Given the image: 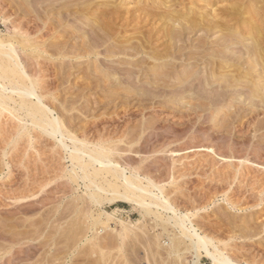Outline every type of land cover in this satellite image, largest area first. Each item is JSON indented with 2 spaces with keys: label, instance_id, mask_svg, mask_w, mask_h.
<instances>
[{
  "label": "rangeland",
  "instance_id": "1",
  "mask_svg": "<svg viewBox=\"0 0 264 264\" xmlns=\"http://www.w3.org/2000/svg\"><path fill=\"white\" fill-rule=\"evenodd\" d=\"M68 1L0 0V53L9 45L16 48L39 78L38 93L61 119L64 131L88 148L98 144L111 151L110 159L128 175L138 171L163 187L166 199L189 215L200 234L228 249L235 263L264 264V95H260L264 74L254 57L241 52L238 60L234 49L243 51L252 38L257 40L255 34H264V0H207L208 9L207 2L199 0ZM166 2L171 9L193 12V19L218 8L222 13H216L218 19L229 25L232 20L230 26L238 29L234 33L238 42L227 36L221 42L229 44L222 45V34L204 35L199 28L198 33L185 32L190 39L175 37V44L174 38H166L170 25L152 16L164 14ZM151 6L160 11L152 12ZM234 6L240 7L234 10ZM141 7L149 15L133 19ZM107 9H111L108 14L118 13L116 18L101 19ZM83 48L88 50L86 55ZM159 52L169 54L166 62L150 57ZM223 61L229 63L221 66ZM243 73L249 78H241ZM26 120L32 139H20L19 122L11 116L0 119V264H212L181 237L168 220L172 214L153 209L145 215L132 204L111 203L110 195L88 189L89 182L79 178L81 171H76L79 177L72 172L69 152L60 146V138L46 135L32 126L30 118ZM66 141L72 148L73 143ZM224 156L227 161H222ZM100 179L95 181L102 183ZM94 192L98 201L89 197ZM103 211L114 215L109 218ZM110 225L114 231L107 229Z\"/></svg>",
  "mask_w": 264,
  "mask_h": 264
},
{
  "label": "bare ground",
  "instance_id": "2",
  "mask_svg": "<svg viewBox=\"0 0 264 264\" xmlns=\"http://www.w3.org/2000/svg\"><path fill=\"white\" fill-rule=\"evenodd\" d=\"M57 1H59V0H55V2H57ZM60 1H63V0H60ZM78 1V0H77ZM76 1V2H77ZM79 1H81V0H79ZM154 2L153 3H157L158 4V0H153ZM175 1H177V0H175ZM175 1H172V2H175ZM181 1V0H180ZM179 1V2H180ZM187 1V0H186ZM200 1V3H202V2H207V0H199ZM202 1V2H201ZM216 1V0H215ZM256 1H258V0H256ZM68 2H72V0H70V1H68ZM73 2H75V1H73ZM72 2V3H73ZM86 2V1H85ZM89 1L87 0V3H88ZM165 2V0L163 1V3ZM170 2V1H169ZM172 2H171V4H172ZM197 2V1H196ZM226 2V1H225ZM242 2V1H241ZM67 3V2H66ZM134 3V2H133ZM147 3V2H146ZM168 2H166L165 3V8H167V9H165L163 12H164V14H162V15H160L161 14V12H156V13H158V15H156V13L153 15L152 13V16H153V18L155 19V17H158L160 20H164L165 21V23L169 26L170 25V29L168 28V26H167V28H168V32L166 31L165 33H167V35H166V38H167V36L168 37H170V38H174L173 39V41L175 40V44H177L176 42H178V40L176 41V38H177V36H182V35H187L186 33H187V31L189 32V30H191V31H195V30H197L198 31V29L200 28V29H202V30H200V31H203V34L206 32V34H204V35H208L210 32H215L216 33V35H217V33H220V34H218V36L219 35H221L219 38L220 39H222V40H220V43L222 44V42L221 41H225L224 40V38L225 37H230L232 40L234 39V41H237V40H235L236 39V37H238V36H236V37H234L235 36V34L234 33H236L237 32V30H233V29H236L235 27L232 29V27L230 26L231 25V23H232V20H231V22H230V25H229V21H228V23H226L227 21H224V20H220V19H218V15H219V13H220V11L219 12H217L218 11V8H216V9H214V11L212 10V14H210V15H207V16H203V15H201L200 14V17H194V19L192 18V14H193V12H191V11H183V10H179V9H177V8H174V9H171L172 7H168V6H166V4H167ZM239 3V2H238ZM250 3V2H249ZM252 3V2H251ZM80 4V3H79ZM206 4V3H205ZM215 4V3H214ZM240 4V3H239ZM242 4V3H241ZM74 5H77V4H74ZM113 5V4H112ZM119 5V4H118ZM117 5V6H118ZM123 5V4H122ZM134 5H135V3H134ZM154 5V4H153ZM168 5V4H167ZM188 5H190V2H189V4ZM208 2H207V4H206V6L205 7H207V9H208ZM116 6V7H117ZM121 6V5H120ZM124 6V5H123ZM142 6H143V4H142ZM147 6H148V4H147ZM156 6H158V5H156ZM210 6H211V2H210ZM214 6V5H213ZM212 6V7H213ZM229 6V5H228ZM241 6V5H240ZM240 6H238V7H240ZM70 7V6H69ZM68 7V8H69ZM115 7V6H114ZM137 8H140V7H138V6H136ZM152 7V6H151ZM223 7H225L226 8V6H223ZM230 7V6H229ZM235 7V9L234 10H236L238 7H236V6H234ZM251 7V6H250ZM258 7V6H257ZM73 8H74V6H73ZM141 8H143L142 10H141V13L139 14V15H136L137 13H139V11L137 12V11H135V12H137L136 14H135V17H133V19L134 18H136V19H139V18H141V16L142 15H144L143 17L144 18H146L147 16L146 15H149L147 12V14H145V13H143V11H144V7H141ZM154 7H152V9H153ZM157 7H155V9H156ZM168 8H169V10H168ZM252 8V7H251ZM120 9V8H119ZM129 9V8H128ZM145 9H146V6H145ZM149 9H151V8H149ZM161 9H163V8H161ZM190 9H192V8H190ZM210 9V8H209ZM219 9H221V7L219 8ZM227 10H228V8H226ZM231 9H233V8H231ZM74 10H75V8H74ZM73 10V11H74ZM108 11H107V13L105 12V10H101L102 12L104 11L105 13H102V12H100L99 11V13L101 14L102 13V18L101 19H103V17L104 18H113V17H115L116 18V15L118 14V13H116V15L114 14V13H109L108 14V12H109V10H111V9H107ZM112 10H113V8H112ZM137 10V9H136ZM139 10V9H138ZM154 10V9H153ZM152 10V12H155L156 10H154L153 11ZM166 10H168V11H166ZM217 10V11H216ZM226 10V11H227ZM239 11L241 10V8H239L238 9ZM263 10V9H262ZM84 12L85 11H87V9H84L83 10ZM131 11V10H130ZM146 11H149L148 10V7H147V10ZM157 11H160V10H157ZM166 11V12H165ZM223 11V10H222ZM242 11V10H241ZM240 11V12H241ZM252 11V10H251ZM72 12V11H71ZM79 12V11H78ZM115 12V11H114ZM151 12V10L149 11V13ZM162 12V13H163ZM224 12V11H223ZM130 13V12H129ZM195 14H196V12H194ZM218 15H217V14ZM226 13V12H225ZM252 13V12H251ZM124 14V13H123ZM127 14V13H126ZM125 14V15H126ZM134 14V13H133ZM191 14V17H188V15H190ZM197 14H198V12H197ZM202 14H204V13H202ZM209 14V13H208ZM222 13H220V15H221ZM230 14H232L231 12L227 15V16H229ZM239 14V13H238ZM72 15V14H71ZM86 15V14H85ZM124 15V16H125ZM194 15V14H193ZM205 15V14H204ZM223 15H224V13H223ZM237 15V14H236ZM235 15V17H234V19L233 20H235V19H237L236 17L238 16H236ZM249 15V14H248ZM253 15V14H252ZM255 15V14H254ZM99 15H97V17H98ZM132 16V15H131ZM195 16V15H194ZM126 17V16H125ZM100 18V16L98 17V19ZM152 18V20L154 21V19ZM220 18V17H219ZM249 18H251V16L249 17ZM252 18H253V16H252ZM255 18V17H254ZM123 19V18H122ZM223 19V18H222ZM240 19V18H239ZM238 19V20H239ZM111 20V19H110ZM112 20H114V19H112ZM116 21H117V19H115ZM125 21H126V19H124ZM144 20V19H143ZM148 19H145L144 21H146V22H148L147 21ZM151 20V21H152ZM246 20V19H245ZM95 21H97V20H95ZM137 21H139V20H137ZM136 21V22H137ZM143 21V22H144ZM255 21H256V19H255ZM98 22V21H97ZM122 22V21H121ZM132 22V21H131ZM142 22V23H143ZM160 22V21H159ZM243 22V21H242ZM260 22V21H259ZM263 22V21H262ZM261 22V23H262ZM95 23V22H94ZM106 23H107V21H106ZM120 23V22H119ZM124 23V22H123ZM135 23V22H134ZM141 23V24H142ZM164 23V24H165ZM251 23H252V21H251ZM255 23V22H254ZM127 24V23H126ZM137 24V23H136ZM139 24V23H138ZM260 24V23H259ZM258 23H257V25H259ZM106 25V24H105ZM132 25V24H131ZM245 25V24H244ZM256 25V26H257ZM92 26V25H91ZM90 26V28L92 29V27ZM119 26H121V24L119 25ZM127 26V25H126ZM163 26V25H162ZM255 26V25H254ZM253 26V27H254ZM107 27L108 28H111V27H109V24L107 25ZM165 27V26H164ZM245 27H246V25H245ZM247 27H249V26H247ZM161 28V27H160ZM166 28V27H165ZM166 28V29H167ZM255 29H256V27H254ZM253 28V29H254ZM113 29V28H112ZM241 29V28H240ZM245 29V28H244ZM257 29H258V27H257ZM261 29V28H260ZM110 30V29H109ZM118 30V29H117ZM248 30V29H247ZM113 31V30H112ZM205 31V32H204ZM223 31H226L225 33L223 32ZM100 32V31H99ZM98 32V33H99ZM186 32V33H185ZM196 32V31H195ZM223 32V33H222ZM115 33H116V30H115ZM160 33H161V30H160ZM191 34H193V32H190ZM196 33H198V32H196ZM202 33V32H201ZM243 33H246L245 32V30H244V32ZM257 33V32H256ZM261 33V32H260ZM260 33H257V34H255V36H256V38H257V40L256 39H254L253 41H252V39H251V44H249L248 45V47L245 45V47H246V49H247V51H246V49H243V51L245 50L246 52H243L242 51V49H241V51H240V49H237V47L236 48H234V49H236V50H238L237 51V53L236 54H238L239 55V57H236L238 60H240V59H242V57H243V55H242V57H241V52L242 53H244V57L245 56H247V55H249L251 58L252 57H254V59L252 58V60H254V61H256V65H257V67H258V64L263 68V70H264V38H263V36H264V34L261 36L260 35ZM112 34H114V33H112ZM202 34V35H203ZM213 34V33H212ZM212 34H211V36H212ZM234 34V35H233ZM237 34V33H236ZM252 34V33H251ZM93 35V34H92ZM92 35H91V39H92ZM102 35H104V34H102ZM102 35H100V36H102ZM158 35V34H157ZM156 35V36H157ZM163 35V34H162ZM213 35H215V34H213ZM246 35H248L249 36V34L247 33ZM254 35V34H253ZM112 36V35H111ZM160 36V35H159ZM159 36L157 37V38H159ZM164 36V35H163ZM191 36V35H190ZM210 36V37H211ZM89 37H90V35H89ZM93 37H94V35H93ZM102 37H104V36H102ZM176 37V38H175ZM205 37V38H204ZM202 36L200 39H203V41H205L204 39H206V36ZM209 37V36H208ZM209 37V38H210ZM233 37V38H232ZM240 37V36H239ZM96 38V37H95ZM148 38V37H147ZM163 38H165V36L163 37ZM163 38H161V39H163ZM182 38V37H181ZM187 38H189V34L187 35ZM104 39H105V37H104ZM139 39H142L143 40V37L142 38H139ZM149 39V38H148ZM153 39V38H152ZM160 39V38H159ZM160 39V40H161ZM178 39H179V37H178ZM186 38H184V40H185ZM190 39V38H189ZM200 39L198 40V41H200ZM226 39V38H225ZM238 39V38H237ZM249 39V38H248ZM94 40H96V39H94ZM99 40V39H98ZM98 40H96V41H98ZM130 40V39H129ZM159 40V41H160ZM165 40V39H164ZM180 40V39H179ZM188 40V39H187ZM212 40V39H211ZM229 40V39H228ZM227 40V41H228ZM121 41V40H120ZM168 41V40H167ZM170 41H171V39H170ZM193 42L195 41L196 42V40H192ZM191 41V42H192ZM216 41V40H215ZM215 41H212V42H214L215 43ZM231 41V40H230ZM229 41V42H230ZM28 42V41H27ZM99 42V41H98ZM124 42V41H123ZM138 42V41H137ZM136 42V43H137ZM158 42V41H157ZM187 42H189V41H187ZM211 42V41H210ZM211 42V43H212ZM218 42V43H217ZM215 44H218L219 45V41H217ZM233 42V41H232ZM238 42V41H237ZM244 42V41H243ZM247 42H248V40H247ZM94 43H95V41H94ZM146 43H147V41H146ZM159 43V42H158ZM185 43H186V41H185ZM225 43H227V42H225ZM225 43H223V44H225ZM231 43V42H230ZM99 44V43H98ZM104 44V43H103ZM145 44V43H144ZM154 44V43H153ZM167 44V43H166ZM174 44V46H176ZM188 44L189 43H187V45L186 46H188ZM200 44H204L205 45V42L204 43H202V42H200ZM199 44V45H200ZM213 44V43H212ZM220 44V45H221ZM222 44V45H223ZM227 44H229V43H227ZM232 44V43H231ZM243 44H245V43H243ZM101 45V44H100ZM131 45H132V43H131ZM139 44H137V45H135V46H138ZM167 45H169V44H167ZM190 45H191V43H190ZM209 45V44H208ZM214 45V44H213ZM133 46V45H132ZM140 46L141 45H139V47H138V50H137V48H136V51L138 52V53H140L139 51H140ZM145 46H146V44H145ZM170 46V48H171V45H169ZM179 46V45H178ZM182 46V45H181ZM180 46V47H181ZM193 46V45H192ZM197 45L195 44V47H196ZM101 47V46H100ZM123 48L124 47H127V46H122ZM173 47V46H172ZM198 47V46H197ZM218 47V46H217ZM217 47H216V49H217ZM242 47V46H241ZM244 47V48H245ZM117 48H121V46L120 47H117ZM128 48V47H127ZM148 48V47H147ZM163 48V47H162ZM165 48H166V46H165ZM164 48V49H165ZM169 48V47H168ZM175 48V47H174ZM178 48V50L180 49V51H179V53L181 52V48H179V47H177ZM191 48V47H190ZM199 48V47H198ZM208 48V47H207ZM223 48V47H222ZM226 48H228V47H226ZM95 49H97V48H95ZM125 49V48H124ZM159 49V48H158ZM184 49V48H183ZM85 49L83 48V51H84ZM122 50V49H121ZM130 50V49H129ZM162 50V49H161ZM160 50V51H161ZM178 50H177V52H175L176 51V49L174 50V52L175 53H178ZM214 50L215 49H213V50H211V52H214ZM222 50V52L220 51V49H219V54L220 53H223L224 54V56L226 57V52L225 51H227V50H229V48L228 49H226L225 51H223L224 49H221ZM231 50L232 49H230L229 50V52H231ZM82 51V50H81ZM88 50L86 49L85 50V55H86V52H87ZM124 51V50H123ZM131 51H132V49H131ZM135 51V52H136ZM165 51H167V49L165 50ZM164 51V52H165ZM171 51V50H170ZM216 51V50H215ZM60 52H61V50H60ZM92 52V51H91ZM115 52H117V51H115ZM134 52V53H135ZM163 52V53H164ZM168 52V51H167ZM166 52V53H167ZM193 52H195V51H193ZM228 52V51H227ZM234 52V51H233ZM77 53V52H76ZM123 53V52H122ZM131 53V52H130ZM157 53V52H156ZM155 53V54H156ZM172 53V52H171ZM170 53V54H171ZM214 53H217V52H214ZM235 53V52H234ZM64 54V53H63ZM75 54V53H74ZM82 54V53H81ZM80 54V55H81ZM115 54V53H114ZM148 54V53H147ZM151 54V53H150ZM159 54V55H158ZM158 54H156V55H153V56H150L152 59H154L155 61H165L166 59H167V57H168V55L169 54H167L166 56H163V55H160V52L158 53ZM173 54V53H172ZM171 54V55H172ZM210 54V53H209ZM231 54V53H230ZM233 54V53H232ZM236 54H233L234 56L236 55ZM65 55V54H64ZM99 55H100V53H99ZM134 55V54H133ZM180 55H181V53H180ZM212 55V54H211ZM216 56L218 55V54H215ZM221 55V54H220ZM228 56H231V55H229V54H227ZM237 55V56H238ZM63 56V55H62ZM70 56V55H69ZM68 56V57H69ZM178 56V55H177ZM222 56V55H221ZM233 56V57H234ZM71 57V56H70ZM113 57V56H112ZM219 57V56H218ZM63 58V57H62ZM172 58V57H171ZM222 58H224V57H222ZM227 59H229V57H226ZM240 58V59H239ZM174 59H176V58H174ZM231 59V58H230ZM233 59V58H232ZM237 59H234V61L235 62H237L238 60ZM147 60V59H146ZM145 60V61H146ZM247 60V59H246ZM251 60V59H250ZM210 61V60H209ZM230 61H232V60H230ZM142 62H144L143 60H142ZM166 62V61H165ZM168 62V61H167ZM170 62V61H169ZM222 62V61H221ZM249 62V61H248ZM103 63H105V62H103ZM128 63V62H127ZM210 63V62H209ZM227 63H229V62H224L223 61V63H221L220 65L221 66H223L224 64H227ZM231 63V62H230ZM242 63V62H241ZM241 63H240V65H241ZM245 63V62H244ZM253 63V62H252ZM251 63V64H252ZM141 64V63H140ZM145 64V63H144ZM148 64H150V63H148ZM212 63H210V65L209 66H212L211 65ZM215 64L216 63H214L213 64V66H215ZM243 64V63H242ZM246 64H247V62H246ZM250 64V63H249ZM250 64V65H251ZM162 65V64H161ZM233 65V64H232ZM249 65V66H250ZM134 66V65H133ZM136 66V65H135ZM138 66H140V65H138ZM173 66V65H172ZM225 66V65H224ZM248 66V67H249ZM255 67L256 68V66L253 64L252 65V67ZM259 66V67H260ZM137 67V66H136ZM149 67V66H148ZM217 67H218V63H217ZM228 67V66H227ZM230 67V66H229ZM237 67V66H236ZM251 67V66H250ZM159 68V67H158ZM214 68V67H213ZM219 68V67H218ZM226 68V67H225ZM171 69V68H170ZM210 69V71L211 70H213L212 68H209ZM223 69V68H222ZM227 69H229V68H227ZM227 69H226V72H227ZM249 69V68H248ZM158 70H160V69H158ZM216 70H217V68H216ZM253 70H255V72H258V71H256V69H253L252 68V70L250 69V71H252L253 72ZM262 70V75L261 74H259V73H257V74H255L256 75V78L259 80V78H261V76H263V71ZM166 71H167V69H166ZM228 71H230L231 72V70H228ZM259 71H261L260 69H259ZM218 72V71H217ZM221 72V71H220ZM229 72V73H230ZM237 72V71H236ZM165 73V72H164ZM213 73V72H212ZM219 73V72H218ZM222 73H225V71L224 72H222ZM228 73V74H229ZM231 73H233V72H231ZM235 73V72H234ZM233 73V74H234ZM156 74V73H155ZM215 74V73H214ZM233 74H231V75H233ZM244 74V73H243ZM41 75V74H40ZM39 75V76H40ZM106 75V74H105ZM133 75V74H132ZM160 75V74H159ZM261 75V76H260ZM185 76V75H184ZM188 76V75H187ZM234 76V75H233ZM233 76H229V77H233ZM240 76V75H239ZM248 76V75H247ZM245 74L244 75H242L241 74V78H244L245 80H246V78H249V77H247ZM41 77V76H40ZM156 77H158V76H156ZM156 77H154V78H156ZM162 77V76H161ZM183 77V76H182ZM213 77V76H212ZM264 77V76H263ZM176 78H177V76H176ZM186 78V77H185ZM188 78V77H187ZM187 78H186V81H187ZM214 78V77H213ZM239 78V77H238ZM240 78V79H241ZM148 79V78H147ZM162 79H164V78H162ZM230 79V78H229ZM233 79V78H232ZM132 80H134V82H135V79H132ZM158 80V79H157ZM156 80V81H157ZM160 80V79H159ZM237 80H239V79H237ZM243 80V79H242ZM242 80H240V81H242ZM245 80H243L244 82H245ZM141 81V80H140ZM162 81V80H161ZM164 81V80H163ZM167 80H165V82H166ZM230 81H231V79H230ZM133 82V83H134ZM151 82V81H150ZM159 82V81H158ZM157 82V83H158ZM176 82V81H175ZM181 82V81H180ZM211 82V81H210ZM237 82V81H236ZM243 82V83H244ZM89 83V82H88ZM168 83V82H167ZM170 83V82H169ZM183 83V82H182ZM206 83V82H205ZM232 83H233V80H232ZM239 83V82H238ZM241 83V82H240ZM243 83H241V84H243ZM40 84H41V82H40ZM116 84V83H115ZM137 84H138V82H137ZM136 84V85H137ZM152 84H154V85H157V84H155V83H152ZM163 84H164V82H163ZM166 84V83H165ZM164 84V85H165ZM179 85H180V83H178ZM178 84H177V86H178ZM201 84V83H200ZM199 84V85H200ZM230 84H231V82H230ZM234 84V83H233ZM236 85H237V83H235ZM139 85V84H138ZM160 85H162V84H160ZM159 85V86H160ZM166 85H168V84H166ZM170 85V84H169ZM176 84H174V85H172L173 87L175 86ZM209 85V84H208ZM222 85V84H221ZM232 85V84H231ZM239 85V84H238ZM255 85V84H254ZM259 85V84H258ZM115 86H117V85H115ZM158 86V85H157ZM171 86V85H170ZM203 85H201L200 86V88L202 87ZM205 86H206V84H205ZM226 86V85H225ZM224 86V87H225ZM227 86H229V85H227ZM226 86V87H227ZM235 86V85H234ZM233 86V87H234ZM242 87H243V85H241ZM247 86V85H246ZM102 87H104V85L102 86ZM155 87V86H154ZM221 87V86H220ZM232 87V88H233ZM236 87V86H235ZM248 87V86H247ZM260 87V86H259ZM258 87V88H259ZM116 88V87H115ZM168 88V87H167ZM175 88V87H174ZM231 88V87H230ZM244 88H245V85H244ZM249 88V87H248ZM38 89H39V78L37 77V75H33L32 73H31V71L28 69V66L25 64V62H24V60L22 59V57L20 56V54L17 52V50H16V48H14V46L13 45H9V49L8 50H6V51H4V52H1L0 53V119H1V117H4V116H6V117H12L13 119H15V120H17L18 122H19V128H20V133L18 134L21 138L20 139H23V137H28L29 139H32L31 138V135H30V132H29V128L27 127L28 125H27V123H28V120H26V118H30V121H31V124H32V126L34 127V128H36L37 130H41L43 133H45L46 135H48V136H50V137H52V138H55V139H59V144H60V146L61 147H63V148H65L68 152H69V159L71 160V162H72V166H73V169H72V172L74 173V175H76L77 177H79V175H78V173L76 172V171H81V173H82V175H81V177H79V178H81L85 183H86V181L87 182H89V185L88 186H86L88 189H91V187H94V191L95 192H100V193H105V194H108V195H110L109 197H111L110 199H109V201L111 202V203H116V202H125V203H128V204H132V205H134V206H136V207H138V208H140L142 211H143V213L145 214V215H149V214H151V213H153L154 211H153V209H156L157 211L158 210H162L163 211V213H166V214H168V215H170V214H172L173 215V217H169L168 218V220H169V222H172L173 223V225H174V227L176 228V229H178V230H180V233H181V237H183L184 239H187V240H189L190 241V245H191V249L196 253V255H198V253H203V254H205V256L207 257V258H209L210 260H211V262H212V264H238V263H235L234 262V260L230 257V253H228L227 254V252H226V250H228V249H222V248H220L219 247V245L218 244H216V242L212 239V238H209L208 236H205V235H202V234H200L199 232H198V229L197 228H195V224H194V221L189 217V215H187V214H183V213H181L180 211H178L174 206H173V204L172 203H170V201L168 200V199H166V197H165V193L163 192V187H161L159 184H157V183H155V182H153L152 180H150V179H146V178H142L141 176H140V174L138 173V171L137 172H135V171H131V173H130V175H128V173H126L127 171H125L124 169H122L121 168V166L117 163V164H115L114 162H113V160H111L110 159V154H111V151H109L108 149L106 150V149H104V148H102V147H100V146H98V144H97V146H95L94 148H88V144L86 145V144H84V143H82V142H80V141H78L77 139H75L74 137H72L71 136V134L69 133V132H67V130L66 131H64L63 130V122L61 121V119L59 118V117H55L54 116V112L52 111V109H51V107H49V106H47V105H45L44 104V102H43V99H42V97H41V95L38 93ZM139 89V88H138ZM153 89V88H152ZM156 89H159V88H156ZM225 89V88H224ZM224 89H223V91H224ZM250 89V88H249ZM126 90V89H125ZM149 90V89H148ZM155 90V89H154ZM159 90H161V89H159ZM228 90H230V89H228ZM232 90V89H231ZM242 90V89H241ZM131 91V90H130ZM150 91H151V89H150ZM163 90H161V92H162ZM226 91V90H225ZM236 91H238V90H236ZM240 91V90H239ZM250 91V90H249ZM138 92V91H137ZM140 92H142V91H140ZM228 92V91H227ZM170 93V92H169ZM168 93V94H169ZM254 93H256V92H254ZM260 93V92H259ZM138 94V93H137ZM237 94H239V92L237 93ZM252 94V93H251ZM258 94V93H257ZM140 95H142V94H140ZM202 95V94H201ZM260 95H264V94H260ZM163 96V95H162ZM225 96V95H224ZM254 96V95H253ZM259 95H257V97H258ZM137 97V96H136ZM193 97V96H192ZM260 97V96H259ZM263 97V96H262ZM264 98V97H263ZM140 100H141V98H139ZM262 99V98H261ZM260 99V100H261ZM36 100V101H35ZM137 100H138V97H137ZM144 100V99H143ZM139 101V100H138ZM139 102H141V101H139ZM49 105V104H48ZM6 113H8V115H6ZM20 114H23V116H25V118H23L22 116H20ZM4 115V116H3ZM18 128V129H19ZM173 131H175V130H173ZM175 132H177V131H175ZM173 133V132H172ZM19 139V140H20ZM25 139V138H24ZM27 139V138H26ZM66 140H70L72 143H73V147L71 148V147H69L67 144H66ZM29 142H30V140H29ZM58 142V141H57ZM150 141L148 140V143H149ZM87 143V142H86ZM146 143V142H145ZM92 146H94V145H92ZM105 146H107V145H105ZM107 147H109V146H107ZM110 149H112V148H110ZM200 149V148H199ZM115 150V149H114ZM163 151V150H162ZM183 151H184V149H183ZM172 152V151H171ZM178 152H181V150L180 151H178ZM212 152H214V150L212 151ZM164 153H166V152H164ZM167 153H168V151H167ZM173 153V152H172ZM174 153H177V152H174ZM138 154V153H137ZM142 154V153H141ZM216 154V153H215ZM112 155V154H111ZM172 155V154H171ZM217 155V154H216ZM215 156V155H214ZM223 157V155H219V158L220 157ZM173 157V156H172ZM217 157V156H216ZM228 157H225L224 156V158H222V161H223V159L224 160H226ZM233 158V157H232ZM113 159V158H112ZM240 159V158H239ZM228 160V159H227ZM226 160V161H227ZM233 160V159H232ZM237 160V159H236ZM242 160V159H241ZM246 160V159H245ZM238 161V160H237ZM243 161V160H242ZM234 163V162H233ZM237 163V162H236ZM240 163H241V161H240ZM247 163H248V161H247ZM238 164H239V162H238ZM243 164H244V162H243ZM235 165V164H234ZM237 165V164H236ZM99 166V167H98ZM138 170V169H137ZM75 176V177H76ZM98 177H100L101 179H102V183H97L96 181H95V179L96 178H98ZM78 178V179H79ZM100 179V180H101ZM92 190V189H91ZM90 193V195H89V197H90V199H92L93 201H98V199H97V197H98V194H96V193ZM157 192H159V193H157ZM156 211V212H157ZM103 214L104 215H106L107 217H109V218H112L113 217V213H109V212H107V211H103ZM160 214V213H159ZM167 220V221H168ZM95 223L98 225V224H100V221H95ZM126 225V228L127 227H131L132 226V224H125ZM112 225H110V226H108L107 227V229H111V231H114L115 230V227H114V225L111 227ZM177 240H178V238H176ZM181 239V238H180ZM180 239H179V241H180ZM181 240H183V239H181ZM178 241V242H179ZM182 242V241H181ZM180 243V242H179ZM222 243V242H221ZM176 244V243H175ZM177 245H178V243H177ZM223 246H225V245H223ZM222 246V247H223ZM174 247V246H173ZM172 247V248H173ZM180 247V246H179ZM179 247H177L176 246V248H179ZM228 247V246H227ZM175 248V249H176ZM189 248V247H188ZM177 250V249H176ZM178 251V250H177ZM194 264H198V262H194ZM246 264H250V263H246Z\"/></svg>",
  "mask_w": 264,
  "mask_h": 264
}]
</instances>
